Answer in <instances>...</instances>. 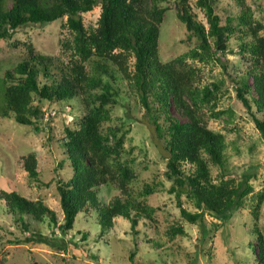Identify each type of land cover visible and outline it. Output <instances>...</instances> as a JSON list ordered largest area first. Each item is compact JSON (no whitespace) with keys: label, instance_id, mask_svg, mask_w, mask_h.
I'll list each match as a JSON object with an SVG mask.
<instances>
[{"label":"trees","instance_id":"16d2710c","mask_svg":"<svg viewBox=\"0 0 264 264\" xmlns=\"http://www.w3.org/2000/svg\"><path fill=\"white\" fill-rule=\"evenodd\" d=\"M169 1L11 0L8 6L7 0H0L2 40H11L14 32L27 24H47L63 17L72 35L66 60L35 52L27 43L23 60L4 71L0 116L38 131L36 122L43 117V111L34 104L35 99L76 100L82 110L78 127L65 126L59 139L62 157L58 167L68 173L56 182L61 223L43 200L0 188V202L20 222L23 231H30L25 240L50 241L31 230L26 216L36 223L48 219L64 235L74 228L81 213L90 217L95 213L100 233L108 232L116 217L128 220L133 233H137L141 219L155 222L156 208L147 198L162 182L145 183L137 194L131 192L130 185L137 176L131 162L123 158L128 129L113 119V108L123 89L127 97L135 100L142 111V123L166 153L165 174L171 182L168 192L175 196L187 222L201 224L207 213L225 225L252 192L247 178L237 182L225 171V136L208 127V115L203 111L208 108L213 118L223 114L215 111L220 85L202 84L200 68L193 62L221 61L217 54L227 51L238 55L232 78L236 98L264 136V35L260 34L264 23L256 18L246 0H231L237 13L225 17L217 12V0H175L177 18L189 36L197 38V44L162 61L159 34L168 11L163 4ZM98 4L101 10L96 27H86L81 13ZM223 67L231 78L225 64ZM210 164L222 169L217 182L213 181ZM23 166L29 179L41 184L35 152L24 157ZM111 184L120 194L103 204L98 188ZM182 196L194 212L183 206ZM255 198L251 234L256 247H250L257 263L264 264V233L259 224L264 190ZM56 231L52 230V234ZM169 233L175 237L184 235L185 230L173 226Z\"/></svg>","mask_w":264,"mask_h":264},{"label":"rangeland","instance_id":"374dc122","mask_svg":"<svg viewBox=\"0 0 264 264\" xmlns=\"http://www.w3.org/2000/svg\"><path fill=\"white\" fill-rule=\"evenodd\" d=\"M193 2L195 0H192ZM257 19L264 23V0H246ZM8 6L11 0H7ZM168 7L166 18L159 34V56L168 61L173 56L186 52L197 44V38L186 31L177 18L176 2L164 3ZM217 12L223 17L235 15L237 7L231 0H217ZM100 5L91 11L81 13L86 27H96ZM198 11V10H197ZM199 18L203 19L198 11ZM66 17L47 24H27L18 28L11 40L0 39V108L3 104L2 80L6 69L14 67L27 55L26 45L31 43L34 51L48 54L61 60L69 58L72 35L65 27ZM264 35V29L260 32ZM235 40L232 39L231 47ZM221 61L209 64L193 62L200 68L201 83L217 82L220 85L219 102L215 111L223 114L218 118L210 116L208 108L203 110L210 129L225 136V171L237 182L247 178L252 186L230 221L219 224L215 217L204 213L201 224H190L180 214V208L173 194L168 192L171 182L166 177V153L152 137L150 130L141 120L142 111L135 100L121 90L119 103L113 108L114 123L128 129L123 158L129 160L137 178L131 183V192L137 194L145 183L162 182L147 201L156 208L155 222L141 219L137 233H133L128 220L114 218V225L100 233L95 213H81L76 217L74 228L64 235L45 219L33 222L27 216L25 221L32 231L49 237L50 241L39 243L27 241L29 232L23 231L20 222L7 212L0 202V262L4 264H258L254 253L255 240L251 234L252 206L257 193L264 190V136L254 126L251 117L236 98V86L232 81L239 61L236 53H218ZM224 61V62H222ZM226 65L231 78L223 65ZM127 91V90H126ZM43 117L33 126L21 125L13 119L0 116V188L17 190L28 199L43 200L62 222L56 182L68 176L66 170L58 167L62 157L59 139L65 126L77 128L81 107L76 100L49 102L34 100ZM35 152L41 184L32 181L23 166L24 157ZM214 182L220 178L222 169L210 164ZM115 184L98 188L101 203H108L119 195ZM191 212L195 209L184 202ZM260 227L264 233V201L260 210ZM181 226L185 234L170 236L171 227ZM203 228V230H202ZM52 230L57 233L52 234ZM56 239V240H51ZM62 239V240H61Z\"/></svg>","mask_w":264,"mask_h":264}]
</instances>
